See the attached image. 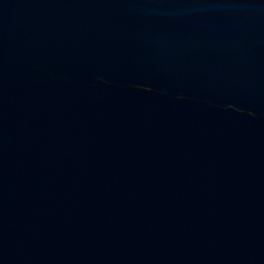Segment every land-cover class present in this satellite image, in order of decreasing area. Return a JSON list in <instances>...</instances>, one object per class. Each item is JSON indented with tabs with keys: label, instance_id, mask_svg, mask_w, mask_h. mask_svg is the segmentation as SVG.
<instances>
[{
	"label": "water",
	"instance_id": "1",
	"mask_svg": "<svg viewBox=\"0 0 264 264\" xmlns=\"http://www.w3.org/2000/svg\"><path fill=\"white\" fill-rule=\"evenodd\" d=\"M0 264H264V0H0Z\"/></svg>",
	"mask_w": 264,
	"mask_h": 264
}]
</instances>
